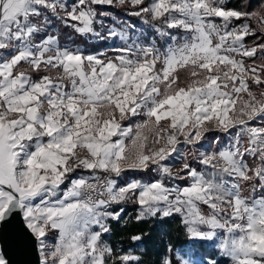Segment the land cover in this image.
<instances>
[{
  "label": "rangeland",
  "instance_id": "1",
  "mask_svg": "<svg viewBox=\"0 0 264 264\" xmlns=\"http://www.w3.org/2000/svg\"><path fill=\"white\" fill-rule=\"evenodd\" d=\"M223 2L0 0V23L11 7L24 10L19 28L35 21L46 26L32 32L34 45L44 33L59 42L64 25L113 51L59 42L65 55H85L79 70L88 74L89 87L69 83V108L61 110L55 97L47 109L69 134L80 130L83 108L99 153L79 141L73 148L46 139L38 153L16 147L21 183H50L26 209L44 236V264L106 263L109 221L122 213L81 206L77 189L103 171L125 191L138 220L177 215L189 246L204 242L233 264H264V44L245 41L264 33V18L226 11ZM104 7L123 11L98 9ZM43 10L54 13L39 16ZM51 18L58 23L54 32ZM1 32L0 54L15 31ZM187 66L196 68L192 80L176 87V72ZM131 170L148 172L147 181L126 173ZM178 256L181 264H212L191 247Z\"/></svg>",
  "mask_w": 264,
  "mask_h": 264
},
{
  "label": "crops",
  "instance_id": "2",
  "mask_svg": "<svg viewBox=\"0 0 264 264\" xmlns=\"http://www.w3.org/2000/svg\"><path fill=\"white\" fill-rule=\"evenodd\" d=\"M22 13L24 10H12L11 7L9 10H3L0 23L1 33L5 36L8 32L15 31L8 35L10 44L6 45L7 50L0 54V110L3 111L0 112V130H6L10 134L15 147L19 145L33 153L44 151L46 139H49V142H58L61 147L67 143L73 145V148L79 141L84 149L99 153L100 145L95 142L93 133H89L91 128L87 127L88 115L83 114V108L80 111V130L72 128L69 134L60 131L62 127L57 125L52 114L47 112L51 106L54 107L52 102L55 97H61L58 102L61 110L69 108L70 104L67 105L65 99L69 83L76 84L80 81L82 89L88 90V74L79 70L85 55H65L64 50H57V37H47L45 33L41 41L34 45L32 32L38 30L42 33L46 26L42 23L35 24V21L27 25L26 29L19 28V17ZM47 13L52 14L54 11L43 10L38 12V15L45 17ZM56 24L58 23L53 19L49 22L48 25L54 26L51 32L58 30ZM33 72L39 73L37 77L40 78L34 80L31 74ZM57 132H62V139H54ZM118 143L121 146V141ZM124 143L125 140L122 144Z\"/></svg>",
  "mask_w": 264,
  "mask_h": 264
},
{
  "label": "trees",
  "instance_id": "3",
  "mask_svg": "<svg viewBox=\"0 0 264 264\" xmlns=\"http://www.w3.org/2000/svg\"><path fill=\"white\" fill-rule=\"evenodd\" d=\"M222 7L226 11H235L243 15L257 13L264 18V0H224ZM98 9L110 12L117 10L120 13L123 11L112 7ZM60 32L61 45L70 41L73 45H81L89 51L97 52L105 49V53L113 55V51L107 48L106 42H87L64 25L60 27ZM70 37L73 38L70 40ZM245 41L262 45L264 44V33L258 32L248 36ZM195 69L193 66L179 69L176 72V87H186L192 80ZM126 173L136 175L144 183L149 177L146 171L131 170ZM114 213H122V215L118 220L109 221L110 234L106 242L110 253L106 256L105 264H181L178 253L185 252L189 247L212 264H233L230 258L220 256L219 251L211 244L197 242L189 246L190 237L187 226L184 220L177 215L164 216L157 213L155 216L138 220L136 210L132 205L126 206L122 212L116 210ZM132 256L135 258L125 260L126 257Z\"/></svg>",
  "mask_w": 264,
  "mask_h": 264
},
{
  "label": "water",
  "instance_id": "4",
  "mask_svg": "<svg viewBox=\"0 0 264 264\" xmlns=\"http://www.w3.org/2000/svg\"><path fill=\"white\" fill-rule=\"evenodd\" d=\"M48 186L49 182L35 187L21 183L16 147L10 134L0 130V264H44V236L32 227L26 209Z\"/></svg>",
  "mask_w": 264,
  "mask_h": 264
},
{
  "label": "built area",
  "instance_id": "5",
  "mask_svg": "<svg viewBox=\"0 0 264 264\" xmlns=\"http://www.w3.org/2000/svg\"><path fill=\"white\" fill-rule=\"evenodd\" d=\"M113 182V176L107 171L91 175L83 180L77 188L81 206L97 210L115 209L119 212L125 210L126 206L130 205L127 202L126 193L123 189L116 188Z\"/></svg>",
  "mask_w": 264,
  "mask_h": 264
}]
</instances>
